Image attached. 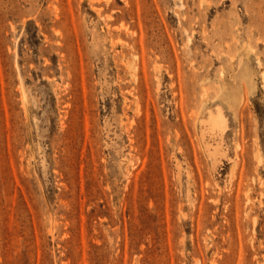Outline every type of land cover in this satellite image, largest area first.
<instances>
[{"label":"rangeland","instance_id":"1","mask_svg":"<svg viewBox=\"0 0 264 264\" xmlns=\"http://www.w3.org/2000/svg\"><path fill=\"white\" fill-rule=\"evenodd\" d=\"M0 264H264V0H0Z\"/></svg>","mask_w":264,"mask_h":264},{"label":"bare ground","instance_id":"2","mask_svg":"<svg viewBox=\"0 0 264 264\" xmlns=\"http://www.w3.org/2000/svg\"><path fill=\"white\" fill-rule=\"evenodd\" d=\"M210 115H211V114H210ZM213 116H214V115H213ZM218 120H219V119H218L217 117H214V118H213V122H214V123H215V121H216V123L219 122ZM220 120H221V118H220ZM219 123H220V122H219ZM219 123H217V124L219 125ZM215 125H216V124H215ZM200 136H201V135H200Z\"/></svg>","mask_w":264,"mask_h":264}]
</instances>
